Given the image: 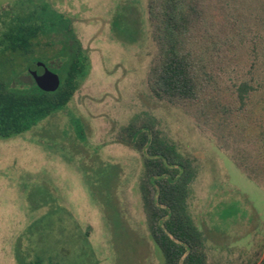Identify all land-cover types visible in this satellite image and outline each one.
I'll return each mask as SVG.
<instances>
[{
  "label": "rangeland",
  "instance_id": "rangeland-1",
  "mask_svg": "<svg viewBox=\"0 0 264 264\" xmlns=\"http://www.w3.org/2000/svg\"><path fill=\"white\" fill-rule=\"evenodd\" d=\"M148 3L0 0V32L47 6L73 21L89 58L63 111L0 138V264H164L142 201L144 154L123 138L144 122L195 165L188 206L207 264L264 263V0H214L197 33L210 48L208 84L180 102L148 85L159 53ZM38 42L35 62L61 76L63 36ZM31 61L16 58L12 86L34 84Z\"/></svg>",
  "mask_w": 264,
  "mask_h": 264
},
{
  "label": "trees",
  "instance_id": "trees-1",
  "mask_svg": "<svg viewBox=\"0 0 264 264\" xmlns=\"http://www.w3.org/2000/svg\"><path fill=\"white\" fill-rule=\"evenodd\" d=\"M213 4L214 0H149V19L159 53L148 85L156 98L194 101L206 89L211 54L197 33L209 23L208 10ZM5 25L0 32V138L10 139L68 106L85 77L89 58L75 34L73 21L56 10L48 12L47 6L17 14ZM52 34L63 36L61 54L66 56L59 68L62 75L58 89L43 91L35 81L27 88L12 86L11 77L18 74L16 58L35 62L39 37ZM248 89L246 84L240 87L241 108L246 106ZM123 138L144 154L140 190L149 232L164 264H207L204 236L188 206L196 177L193 161L152 122L129 125L123 130ZM246 169L250 177L255 174L253 169Z\"/></svg>",
  "mask_w": 264,
  "mask_h": 264
},
{
  "label": "water",
  "instance_id": "water-1",
  "mask_svg": "<svg viewBox=\"0 0 264 264\" xmlns=\"http://www.w3.org/2000/svg\"><path fill=\"white\" fill-rule=\"evenodd\" d=\"M29 73L39 88L46 92H54L60 86V77L51 72L46 64L40 61L30 64Z\"/></svg>",
  "mask_w": 264,
  "mask_h": 264
}]
</instances>
